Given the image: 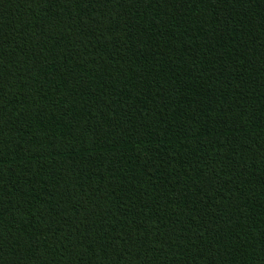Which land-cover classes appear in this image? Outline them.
<instances>
[{
	"label": "trees",
	"instance_id": "trees-1",
	"mask_svg": "<svg viewBox=\"0 0 264 264\" xmlns=\"http://www.w3.org/2000/svg\"><path fill=\"white\" fill-rule=\"evenodd\" d=\"M0 264H264V0H0Z\"/></svg>",
	"mask_w": 264,
	"mask_h": 264
}]
</instances>
